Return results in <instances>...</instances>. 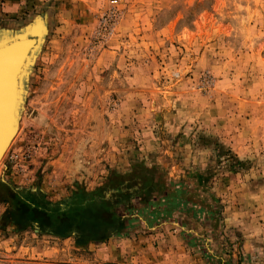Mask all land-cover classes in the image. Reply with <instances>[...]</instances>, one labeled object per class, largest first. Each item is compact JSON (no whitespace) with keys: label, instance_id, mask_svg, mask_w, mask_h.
<instances>
[{"label":"rangeland","instance_id":"1","mask_svg":"<svg viewBox=\"0 0 264 264\" xmlns=\"http://www.w3.org/2000/svg\"><path fill=\"white\" fill-rule=\"evenodd\" d=\"M33 27L0 182L58 202L144 163L217 214L79 247L3 229L0 203V264H264V0H0V41Z\"/></svg>","mask_w":264,"mask_h":264},{"label":"trees","instance_id":"2","mask_svg":"<svg viewBox=\"0 0 264 264\" xmlns=\"http://www.w3.org/2000/svg\"><path fill=\"white\" fill-rule=\"evenodd\" d=\"M208 200H193L186 187L169 180L158 166L144 163L133 164L127 173L112 172L92 191L77 186L58 202L50 201L40 189L0 182V203L8 206L1 220L3 229L39 228L42 234L74 238L79 247L105 243L129 232L135 213L145 214L150 225L174 217L190 204L216 215Z\"/></svg>","mask_w":264,"mask_h":264},{"label":"bare ground","instance_id":"3","mask_svg":"<svg viewBox=\"0 0 264 264\" xmlns=\"http://www.w3.org/2000/svg\"><path fill=\"white\" fill-rule=\"evenodd\" d=\"M35 27L21 34L20 38L24 40L15 46L10 72L8 71L7 75L4 74L7 77L8 88L5 89L2 86L0 92L3 101V111H1L3 117H0V164L19 133L25 80L42 45L43 36L41 38L39 36L40 28ZM4 38L5 40L0 41V44L7 40H15L17 36L7 35Z\"/></svg>","mask_w":264,"mask_h":264},{"label":"water","instance_id":"4","mask_svg":"<svg viewBox=\"0 0 264 264\" xmlns=\"http://www.w3.org/2000/svg\"><path fill=\"white\" fill-rule=\"evenodd\" d=\"M16 36L17 38L15 40H9V41L7 40L5 42H1L0 44V92H1L2 86L5 87V89L8 88L7 77L4 74L7 75V72L8 71L10 72V69H11L10 64H12V61L14 60L13 55L15 52V46L24 40V38H20L21 34L16 35ZM39 36L40 38L43 36L41 29H40ZM1 111H3V101L0 95V117L2 116ZM0 130H1V127H0ZM38 232H41V231H38Z\"/></svg>","mask_w":264,"mask_h":264}]
</instances>
